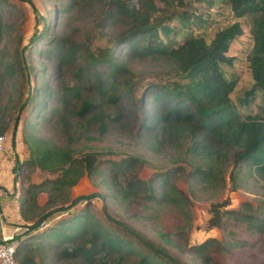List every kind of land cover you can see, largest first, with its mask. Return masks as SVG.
<instances>
[{"label": "trees", "instance_id": "1", "mask_svg": "<svg viewBox=\"0 0 264 264\" xmlns=\"http://www.w3.org/2000/svg\"><path fill=\"white\" fill-rule=\"evenodd\" d=\"M226 1L236 17L251 18L253 39V86L235 102L236 80L224 76L221 64H232L227 52L242 34L238 23L207 44L199 36L171 38L178 33L173 18L183 27L199 19L174 9L184 0H41L52 17L34 8L40 27L25 44L23 11L0 0V135L10 131L14 145L20 129L28 153L17 175L19 212L31 224L17 238V264H225L221 258L249 245L231 228L242 224L261 239L263 217L247 203L228 209L225 198L210 205L208 220L222 240H189L192 196L226 183L236 190L249 178L264 181V104L256 114L240 112L255 92L264 98V0ZM95 31L112 37V53L89 50ZM150 72H176L185 88L153 83L137 99L134 79ZM105 141L132 153L112 159L117 152L100 147ZM148 157L174 165L157 163L143 179ZM36 169L58 174L24 186V170ZM83 177L98 192L73 205L70 188ZM94 198L105 207L100 217ZM164 208L179 222L148 233Z\"/></svg>", "mask_w": 264, "mask_h": 264}, {"label": "rangeland", "instance_id": "2", "mask_svg": "<svg viewBox=\"0 0 264 264\" xmlns=\"http://www.w3.org/2000/svg\"><path fill=\"white\" fill-rule=\"evenodd\" d=\"M8 1L13 3L17 8L23 11L24 23L22 25V36L24 43L28 41L34 30L40 27V25L38 26L35 22V13L33 9L36 8L38 12L44 15L47 13H52L51 8H49L48 4H46V9L44 8L41 0ZM157 5L159 8L163 7V5L158 1ZM181 6L182 7L175 6L174 9L180 12L186 10L187 14L191 13V15L199 17V19L197 21H190L183 27V25H180L178 23V20H176V18H173L170 24L174 28H176L178 33L171 34V38L176 40H182L186 36L193 35L202 37L205 42L209 44L214 39L216 33L220 30L228 28L234 23H238L240 25L242 34L237 35L234 39L231 40L229 50L227 52V56L232 58V64H221V69L227 79L236 80V87L231 94L232 101L235 102L238 98L244 97L246 92L251 90L253 86V80L251 77L248 62V57L253 47V39L250 34L251 18L248 15L236 17L226 0H184ZM156 15L157 14H155V16ZM77 24L82 25L81 22H78ZM88 46L93 55L105 56L112 53L115 43L111 36L95 31L94 34L90 37ZM40 59L43 60L41 56ZM50 76L52 77V74H50L47 79H49ZM153 83L167 85L168 88L179 87L183 89L185 88L186 80L176 72H150L142 76H136V78L134 79L135 97L138 99L142 95L143 90ZM263 104L264 98L262 97L261 93L255 92L253 100L250 102L247 109H240V112L244 113L248 111L251 112V114H256L258 112L259 106ZM90 145L91 144H89V146ZM94 145L95 148H98L100 146V143L97 144L95 142ZM107 145L113 146L117 152L115 153V155L110 156L112 159H119L125 154L127 155L132 153L130 149L126 147L123 148L121 147V145L109 141H105L100 147ZM6 146L7 143L5 144V147ZM148 159L151 162L149 163L150 165L148 164L146 166H142L140 170V176L143 179L149 177V175L154 170L153 166L157 163H160L163 168H168L174 165L168 163L164 159L159 162L152 157H148ZM18 170L19 169L17 167L15 169V176L18 181L17 186H19L20 184V179L17 175ZM57 174V172L52 174L46 171L40 172L37 169L26 171L24 170L23 175L28 176V180L25 181L24 186H26L29 182H40L45 178L53 179ZM177 185H179V187H181L184 191H188L187 184L184 183L183 180L180 181L179 179L177 181ZM97 192L98 190L93 187L91 181L88 178L83 177L75 186L70 188V200H74L75 203H73V205H76L78 202H80V206H83L85 202L82 201L83 198L79 197L89 196ZM20 195L21 188L17 190V194L15 195V200L17 202L20 199ZM38 198L41 202H44V200L46 199V194L40 193L38 195ZM225 198L229 199L230 201V204L227 207L228 209H238L239 207L243 208L245 207V205L243 204L247 203L253 209H255L256 215L263 217L264 220V181L262 180L253 178L246 179L236 190H231L230 185L226 183V186L223 190H221L220 188L217 191L214 189L208 191H199L196 196H192L190 223L191 230L189 233V240L191 244L200 243L207 238H217L218 240H222L223 234L221 233V231L215 228L210 229L208 226V220L210 218V205ZM102 206L103 204L97 198H94L91 203L92 211H94L98 217H100V210ZM0 210H2L4 213H10V209L3 208L2 204H0ZM163 212L164 217L158 220L157 224L149 222L152 225V228L148 227L150 228L148 230V233H157L160 231V229L161 231H168L171 229L172 225H174L177 221L179 222V218H176L173 209L164 208ZM64 216L65 215L57 216L54 220H52V222H56L57 220L64 218ZM145 220L146 221L142 222H147V219ZM231 229L235 231L236 235L239 238L246 240L249 245L242 248H236L229 255L221 258V260L223 261L222 263L264 264V235L261 236V239L259 240L260 235L258 236L257 234H253L245 230V227L242 224ZM23 230V233H25L28 229L25 227V229Z\"/></svg>", "mask_w": 264, "mask_h": 264}, {"label": "crops", "instance_id": "3", "mask_svg": "<svg viewBox=\"0 0 264 264\" xmlns=\"http://www.w3.org/2000/svg\"><path fill=\"white\" fill-rule=\"evenodd\" d=\"M6 134L9 136V140L6 142L5 149L0 153V204L3 208L10 209V213L0 210V239L3 236H12L17 239L23 233L25 226L31 224L30 221H25L22 218L19 212L20 201L15 200L17 190L22 188L21 183L17 186L15 169L18 167L19 161L27 158L28 153L23 144L20 129L15 134L14 145L11 132H6ZM38 202L43 205L45 200L41 202L38 198Z\"/></svg>", "mask_w": 264, "mask_h": 264}, {"label": "built area", "instance_id": "4", "mask_svg": "<svg viewBox=\"0 0 264 264\" xmlns=\"http://www.w3.org/2000/svg\"><path fill=\"white\" fill-rule=\"evenodd\" d=\"M9 136L5 133L0 135V152L5 149V144ZM45 226V222L41 223ZM18 247V240L12 236L2 237L0 240V264H17L15 261V251Z\"/></svg>", "mask_w": 264, "mask_h": 264}, {"label": "water", "instance_id": "5", "mask_svg": "<svg viewBox=\"0 0 264 264\" xmlns=\"http://www.w3.org/2000/svg\"><path fill=\"white\" fill-rule=\"evenodd\" d=\"M89 197H92V196H89ZM73 203H75V202H73ZM105 209V207H104V205H103V210Z\"/></svg>", "mask_w": 264, "mask_h": 264}]
</instances>
